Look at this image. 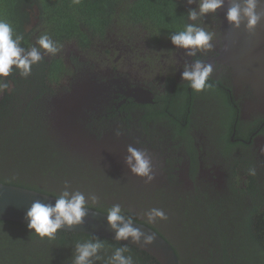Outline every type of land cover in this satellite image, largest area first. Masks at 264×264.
Masks as SVG:
<instances>
[{
    "label": "flooded vegetation",
    "instance_id": "af4514ba",
    "mask_svg": "<svg viewBox=\"0 0 264 264\" xmlns=\"http://www.w3.org/2000/svg\"><path fill=\"white\" fill-rule=\"evenodd\" d=\"M113 1L114 7H118L113 22L104 26L102 37L92 36L88 47L63 40L62 53L46 57L33 68L31 80L37 83V77H43L55 60L62 63L59 70L54 69L58 74L53 81L47 86L39 82L34 93L41 105L39 111L44 110L48 137L52 135L72 160L83 165L81 172H71L68 178L50 175L48 179L61 184L69 180L76 189L97 193L101 206L94 210L106 212L111 205L120 203L126 215L141 223H144L142 214L148 209H164L169 217L166 222L144 224L166 239L178 257L186 254L189 247L201 257L203 241L209 243L210 238L219 237L212 226L213 222L223 221L216 213L217 207L232 214L236 203L245 208L251 205L250 201L258 202L256 197L261 199L264 193V25L258 29L262 44L254 57L251 53L246 55L239 45L237 38L242 34L221 38L217 54L201 56L215 60L218 70L212 78L213 88L197 94L181 81L185 57L183 50H176L169 39V34L182 29L186 21L184 15L189 10L186 0H175L179 10L170 19L168 32L141 18L136 24H118L121 17L132 18L137 0ZM31 22L30 26L25 24V31L38 24L36 18H31ZM204 23L221 33L229 31L225 10H219L215 17H205ZM37 36L35 33L33 38ZM238 49L242 50L236 56ZM236 57L243 64L242 70L233 65ZM243 76L262 81L257 87L261 92L249 81H242ZM22 79L18 74L13 76L12 91L29 99L34 94H28L31 89L28 78L25 83ZM85 81L101 85V96L97 106L86 109L79 119L84 132L96 139L120 142L125 150L130 143L147 149L154 157L158 174L151 184L119 171L115 164L101 163L99 158L68 148L57 137V129L51 126L53 103ZM116 130L122 135L117 137ZM4 160H0V173L7 181L0 182L13 183L20 178L14 176V170L21 169V163L14 166ZM251 166L257 169L254 177L247 174ZM258 192L261 194L253 195ZM73 247H69L68 259L64 257L62 264H71ZM204 250L206 258L217 255ZM104 254L111 252L105 249ZM179 259L182 264L183 258Z\"/></svg>",
    "mask_w": 264,
    "mask_h": 264
},
{
    "label": "trees",
    "instance_id": "16d2710c",
    "mask_svg": "<svg viewBox=\"0 0 264 264\" xmlns=\"http://www.w3.org/2000/svg\"><path fill=\"white\" fill-rule=\"evenodd\" d=\"M115 4L116 1L113 0H79V3H74V0H0V18L8 19L17 32L24 34L25 39L22 41L24 47L32 44L31 40L35 39L33 38L35 33L39 36L43 32H48L59 42L73 40L77 41L80 47H88L90 38L102 37L104 26L113 22L111 19L118 7V5L114 7ZM177 6L175 0H137L134 3L133 15H130L132 18L127 15L121 17L118 24L131 22L136 24L141 19L143 21L147 19L155 22L158 29H163L162 32H168L171 30L170 19L174 17V13L178 14ZM31 18H36L38 24L25 31V24H29L28 26L32 24ZM61 65L62 63L55 60L48 70L42 72L43 77H37V83L31 80L32 76L28 78L31 86L28 94H34L29 99L22 98L24 96L21 92L14 94L15 92L11 91L12 94L9 92L2 94L0 160L5 159L4 162L9 161V164L13 162L14 166L21 163L22 168L18 170L20 174L14 170L16 173L14 176L20 177L15 182L0 183L55 197L61 188L59 185L62 184L50 181L48 179L50 175H63L64 178H68L71 172H81L83 165L76 159L72 160L52 135L51 138L48 137L47 128H44L46 121L43 116L44 110L39 111L41 105L34 93L39 82L42 84L45 82L47 86L53 81ZM56 68L58 70L55 73ZM39 71L41 73V70ZM13 76L9 79L13 80ZM26 81L23 80L24 83ZM74 162H77V165ZM0 180L7 181L2 173ZM44 180L47 183H44ZM57 185L59 187H56ZM248 188L252 189L251 186ZM259 194L261 192L253 195ZM256 198L258 202L250 201L251 205L245 208L236 203V209L232 214L218 206L216 213L223 221L213 222L212 226L219 237H212L208 241L212 248L208 247L209 243L205 242L206 240L203 241L201 257L189 247L186 254L179 256L183 258L182 264H264V193L261 199ZM98 211L106 213L103 210ZM88 238L90 237L87 235L59 231L55 239L41 240L32 235L27 225L0 221V264H53L55 261L62 264L64 257L68 259L69 247ZM185 243L189 244L187 241ZM105 244V249L111 253L116 247L123 246L109 240H105ZM204 248L208 254L214 251L217 255L206 258ZM130 253L136 264H158L147 254L132 247Z\"/></svg>",
    "mask_w": 264,
    "mask_h": 264
},
{
    "label": "clouds",
    "instance_id": "9594fccd",
    "mask_svg": "<svg viewBox=\"0 0 264 264\" xmlns=\"http://www.w3.org/2000/svg\"><path fill=\"white\" fill-rule=\"evenodd\" d=\"M74 3H79V0H74ZM186 3L189 5L184 15L186 21L182 29L169 34V39L176 50H183L185 59L180 72L181 81L200 94L213 88L212 78L218 70L215 60L202 59L201 56L217 54L221 38L232 34H246L245 44L252 46V38L264 25V0H186ZM193 4L195 8L191 7ZM219 10H225V20L229 25L226 33L204 23L205 17H215ZM24 39V34L17 32L8 19L0 18V94L12 91L9 77L18 74L27 79L32 75L33 68L44 62L46 57H55L64 50V45L48 32L41 33L28 47L22 46ZM115 135L119 137L122 133L116 130ZM124 165L130 175L142 179L145 184H151L156 179L153 155L134 143L126 147ZM247 174L254 177L257 169L251 166ZM100 206L101 197L97 193H85L65 180L55 195L54 203L40 199L31 203L25 213L27 228L41 240H52L59 231L82 226L87 213ZM105 215L115 233V241L128 243L116 247L111 255H105V240L88 235L90 238L74 244L71 264H136L130 245L145 248L153 245L156 234L144 231L133 216L126 215L120 203L107 208ZM142 219L144 223L155 225L166 222L169 217L164 209L153 207L142 214Z\"/></svg>",
    "mask_w": 264,
    "mask_h": 264
},
{
    "label": "water",
    "instance_id": "95a60500",
    "mask_svg": "<svg viewBox=\"0 0 264 264\" xmlns=\"http://www.w3.org/2000/svg\"><path fill=\"white\" fill-rule=\"evenodd\" d=\"M241 34L243 36L239 35L237 38L239 45L241 43L246 55L251 53L250 56L254 57L257 51L260 50L262 44L258 30L257 34L252 38V46L245 44L247 36L246 34ZM242 49L237 50L236 56ZM233 65L238 71L243 68V64L240 63L239 57L234 59ZM238 80L240 81V79ZM242 81H249L257 91H259L257 87L261 84L260 82H262L256 81V79L249 76H243ZM100 86L101 85L90 82L87 83L85 81L75 85L71 93L66 92L63 94L64 97L60 101L55 100L53 103L55 114L53 115L54 118L52 119L51 126L58 130H55L58 132L57 137L64 140L66 147L84 152V154L92 156L94 159L99 158L98 161L101 163L107 164V162H110L115 164L119 166V171L128 173V169L124 165L126 150L122 148V143L116 142L115 144L108 138L96 139L95 137H90L86 135V132H84L83 127L79 123V119L84 115L86 109L92 108L95 105L97 106L99 103V97L101 96ZM1 96L2 94H0V98ZM157 175L156 172V176ZM135 179L143 181L137 177H135ZM54 198V196L31 189L0 183V221L27 225L25 213L31 203L37 199L54 203ZM105 214L106 213L91 209L87 213L82 226L70 230L64 229L63 231L87 236L95 235L100 239L117 242L122 245L127 244V241H115V233L108 225ZM135 222L141 224L144 231L155 233L156 239L153 245L147 248L141 247L140 245H130V247L147 254L158 264H181L175 249L166 239L151 226L138 221Z\"/></svg>",
    "mask_w": 264,
    "mask_h": 264
},
{
    "label": "rangeland",
    "instance_id": "374dc122",
    "mask_svg": "<svg viewBox=\"0 0 264 264\" xmlns=\"http://www.w3.org/2000/svg\"><path fill=\"white\" fill-rule=\"evenodd\" d=\"M50 102V101H49Z\"/></svg>",
    "mask_w": 264,
    "mask_h": 264
}]
</instances>
